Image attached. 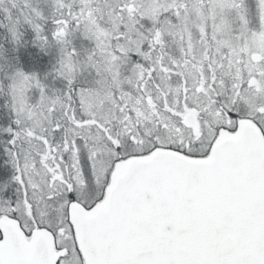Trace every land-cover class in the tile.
I'll list each match as a JSON object with an SVG mask.
<instances>
[{"label":"snow or ice","instance_id":"6c2138e0","mask_svg":"<svg viewBox=\"0 0 264 264\" xmlns=\"http://www.w3.org/2000/svg\"><path fill=\"white\" fill-rule=\"evenodd\" d=\"M0 264H264V0H0Z\"/></svg>","mask_w":264,"mask_h":264}]
</instances>
